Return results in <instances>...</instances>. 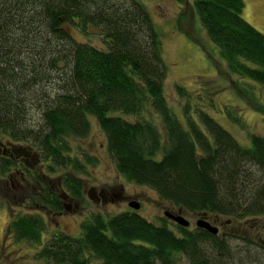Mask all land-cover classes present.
<instances>
[{"label": "trees", "instance_id": "trees-1", "mask_svg": "<svg viewBox=\"0 0 264 264\" xmlns=\"http://www.w3.org/2000/svg\"><path fill=\"white\" fill-rule=\"evenodd\" d=\"M244 9V0L194 1L230 73L264 90V34L242 17ZM71 27L87 36L96 30L106 48L78 41ZM163 53L162 37L138 0H0V134L38 147L50 161L47 173L64 172L58 184L84 202V183L75 174H87L99 161L76 155L71 142L89 136L94 118L128 182L191 212L236 220L264 215V136L250 134V146H242L177 86L188 100L180 119L165 92ZM35 102L39 125L29 123ZM229 118L244 127L233 111ZM12 166L2 161L5 171ZM29 174L45 193L33 194L28 204L63 211L62 198L43 180L47 174ZM81 227L79 237L56 231L40 255L56 264L241 263L228 239L184 228L177 233L166 220L156 225L135 211L94 214ZM9 230L18 242L41 244L47 225L40 214H18ZM236 239L264 252L250 238Z\"/></svg>", "mask_w": 264, "mask_h": 264}, {"label": "rangeland", "instance_id": "rangeland-1", "mask_svg": "<svg viewBox=\"0 0 264 264\" xmlns=\"http://www.w3.org/2000/svg\"><path fill=\"white\" fill-rule=\"evenodd\" d=\"M138 1L150 12L163 40V58L169 66L165 92L175 114L183 119L184 107L188 101L177 93L176 87L180 86L190 93L192 98L190 104L193 107L206 110L242 146H250V134L264 136V114L257 111L258 103L264 104V90L260 85L247 83L239 76L230 73L220 56L219 49L211 42L201 25L199 16L194 10L195 0ZM244 2L242 17L264 34V0H244ZM69 31L80 42L90 43L100 49L106 48L98 37V32L92 28L88 36L79 28L71 27ZM37 92L42 95L43 89L39 88ZM36 104L37 102L30 106L29 123L32 125L41 123L40 108L36 107ZM232 111L237 116H241L244 127L230 120L229 112ZM9 142L13 140L0 134V147ZM71 144L76 155L85 153L94 156L99 162L96 166H88L87 174H75L84 183V202L71 201L69 193L63 189L61 194L67 197L65 202L71 208L56 217L50 211L42 210V214L45 213L48 231L43 235L41 244L18 242L14 236L11 238L2 236L5 230H8L14 215L35 213L33 210L41 208L30 206L25 201L31 193L37 191L35 182L22 181L19 173L11 180L9 176L2 175L0 165V264H56L43 258L40 253L57 229L79 237L83 221L94 214L110 218L123 212L135 211L129 206L130 200L141 203L140 210L135 212L150 222L156 225H161L163 220L168 222L164 211L171 206V203L162 201L156 192L147 187L128 182L116 171L114 159L108 151L106 135L96 119H92L89 136L74 140ZM32 147L41 155L38 147ZM1 156L0 153V158ZM40 158L41 161L33 166V170L41 175L46 173L48 175L46 183H50L56 191L60 188L57 181L65 173L59 171L57 174H48L47 166L50 161L46 162L42 156ZM102 189H106L110 194H119L121 198L114 197L112 201L104 203L100 198ZM223 219L236 220L226 216ZM257 220L264 222V215L236 220L235 225H241L242 229L250 228L251 224L245 226L244 222ZM168 224L176 231L175 226L170 222ZM230 245L237 257V263L264 264L263 250L260 251L257 247L248 248L240 239H230ZM94 263L98 264V262Z\"/></svg>", "mask_w": 264, "mask_h": 264}, {"label": "flooded vegetation", "instance_id": "flooded-vegetation-1", "mask_svg": "<svg viewBox=\"0 0 264 264\" xmlns=\"http://www.w3.org/2000/svg\"><path fill=\"white\" fill-rule=\"evenodd\" d=\"M0 153H1V171H2V175L5 176H9L11 178V180H13V177L19 173L22 181L25 182H30L33 183L30 180V174L29 172H35L33 169V166L41 161L40 158V154L38 152H35L34 148L32 146H30L28 143H23V142H9L7 145H3L0 147ZM4 159L9 160L13 166L11 167V169H9L8 171H5L2 167V161ZM22 165V168L20 169ZM44 174V173H43ZM48 176L45 175L43 176V180L46 182V178ZM49 185V183H47ZM60 185V184H59ZM37 186V185H36ZM60 185V188L56 189V191H54L55 189H53V187L51 186V194L55 195L59 198H62L63 202V206H64V210L66 209H70L71 206L66 204L65 202V198H67L66 196H63L61 194V192H63V187ZM37 191L34 193H31L29 195V197L27 198V200H25L27 203L29 202V200L31 199L32 195H38L39 191L45 193V187L38 184L37 186ZM70 197V195H69ZM121 198V196L119 194H110L107 192L106 189H102L100 192V198L101 200L106 203L107 201H112L113 198ZM123 198V197H122ZM71 201H75L73 198H69ZM127 200H130V198H126ZM131 202H133L132 200H130L128 203L130 204ZM138 202V201H136ZM140 203V202H138ZM141 205V203H140ZM36 206V205H35ZM37 208H41L39 210L35 209L33 210L35 212V214H40L43 216V218L45 219L46 225H47V220L46 217L42 214V210H47L44 207L41 206H36ZM41 210V211H40ZM63 211L61 212H57V213H53L52 214L56 216L61 215L63 213ZM28 214H34L31 212H28ZM164 215L165 217L168 219V223L170 222V224H172L173 226L176 227V231L178 233L179 228H184L187 230V232H189L191 235H203L204 233L208 232L206 229H204L201 226V223L204 221L205 223H209L210 225H212L213 227H216L218 229V234H216L215 236H219L220 238H224V239H236V237H241V236H248L251 240H253L254 242H256V244H259L262 249H264V222H260V221H251V222H244L245 226L251 224L250 228L244 227V229H242V226L239 225H235L236 220H224V216L219 215V214H214V213H206V212H191L188 210H185L181 207H178L174 204H171L170 207L166 208V211H164ZM178 216H183L187 221H189L190 225L188 227H182L180 226L174 219L173 217H178ZM13 218V217H12ZM12 220V219H11ZM170 226V225H169ZM252 229V230H251ZM243 230V231H242ZM6 232L2 235V236H9L10 238L13 235V233L9 230L6 229ZM48 228L45 232L44 235L47 234ZM56 231H61L59 229H57ZM55 231V232H56ZM54 232V233H55ZM63 233H66L67 235H71L68 234L67 232L62 231ZM53 233V234H54ZM52 234V235H53ZM211 234V233H210ZM51 235V236H52ZM180 235V234H178ZM213 235V234H212ZM73 236V235H72ZM13 239V238H12ZM5 245V244H4Z\"/></svg>", "mask_w": 264, "mask_h": 264}, {"label": "water", "instance_id": "water-1", "mask_svg": "<svg viewBox=\"0 0 264 264\" xmlns=\"http://www.w3.org/2000/svg\"><path fill=\"white\" fill-rule=\"evenodd\" d=\"M129 206L134 209L135 211L140 210L141 205L140 203L133 201L129 204ZM173 219L182 227H188L190 225L189 221H187L183 216L173 217ZM201 226L209 231L211 234L216 235L218 234V229L213 227L209 223H205L204 221L201 223Z\"/></svg>", "mask_w": 264, "mask_h": 264}]
</instances>
